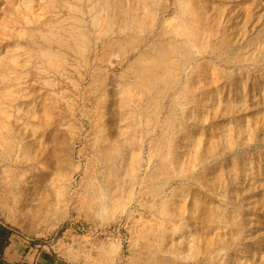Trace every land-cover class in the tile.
Here are the masks:
<instances>
[{"label":"rangeland","instance_id":"obj_1","mask_svg":"<svg viewBox=\"0 0 264 264\" xmlns=\"http://www.w3.org/2000/svg\"><path fill=\"white\" fill-rule=\"evenodd\" d=\"M0 158L9 259L200 264L143 252L190 199L264 264V0H0Z\"/></svg>","mask_w":264,"mask_h":264},{"label":"bare ground","instance_id":"obj_2","mask_svg":"<svg viewBox=\"0 0 264 264\" xmlns=\"http://www.w3.org/2000/svg\"><path fill=\"white\" fill-rule=\"evenodd\" d=\"M166 33H168V32H166ZM154 36H157L160 39L165 38L161 33L156 34L154 32L152 34H149L146 37V39H151ZM4 160H5V158H0V162L4 161ZM23 171H26V169ZM156 175H158V174H156ZM134 178L135 177L133 175V182H134ZM177 181H179V180H177ZM184 182H187V183L189 182L190 184L192 183L190 181H184ZM184 184H186V183H184ZM187 185H189V184H187ZM212 185L207 184L206 186L211 187ZM162 191L163 190H161V192ZM182 191L184 192V190H181V189L177 190L176 189L174 192V195L176 197H178L179 193ZM191 195L193 196L194 194L191 193ZM213 199H214L213 196H210L207 200L212 201ZM162 203L164 204L166 202H162ZM190 204H191V202L189 199V202L187 203L185 201V203L181 205L180 209H173L171 211L170 209H168L166 207L160 208L159 212L157 213L159 216V226L157 227V229H155V231H157V234H158V235H156L157 238L155 237L158 241L157 242L158 246H156L153 249V248H151V245H145L146 250L143 252H147L148 255H165L167 251H172V253L174 252L175 255L178 256L179 260L181 259L180 255H205V256L201 257V259L199 260L200 264H211L214 260V256L219 255L220 253L225 254V255H232L233 254V249L235 248L236 243L238 241V240H236L237 238L233 237V236H229V237L225 238V237H222L220 235L219 231H216V229L220 228L219 223L222 221V218L221 219L214 218V216L217 213L216 214L214 213V215L212 214V216H211V214H209L210 217L209 216H207V218L200 217V221L197 222V225L192 226L194 216H193V209H191ZM199 208H201V207L199 206ZM185 213H187V214L185 215ZM228 217L229 216L226 215L225 220ZM167 224H169L171 227ZM189 226L191 227L190 230H193V229L198 230V231L193 233L192 240L187 241L186 238L184 237V233H182L181 236L184 238L176 241L174 244L172 243V250H167L166 249V241L168 240V236H169L168 230L171 228V233H173V234L178 233L180 235V233L183 232ZM212 232H215L214 236L209 237L208 234L212 233ZM260 243H261V246H264V239H261ZM119 247H120L119 243L113 244V246L111 248V252L116 253L119 250ZM163 253H165V254H163ZM141 264H146V263H141ZM182 264H183V262H182Z\"/></svg>","mask_w":264,"mask_h":264},{"label":"trees","instance_id":"obj_3","mask_svg":"<svg viewBox=\"0 0 264 264\" xmlns=\"http://www.w3.org/2000/svg\"><path fill=\"white\" fill-rule=\"evenodd\" d=\"M13 231L11 227L0 222V264H33L30 262H12L8 260L5 255V249L11 244V236Z\"/></svg>","mask_w":264,"mask_h":264},{"label":"crops","instance_id":"obj_4","mask_svg":"<svg viewBox=\"0 0 264 264\" xmlns=\"http://www.w3.org/2000/svg\"><path fill=\"white\" fill-rule=\"evenodd\" d=\"M11 245L12 244H10L8 247H6V249H5V252H4V255H5V257L8 259V260H10V261H12V262H30V263H33V264H49V262H47V261H42V263H39V262H33V261H30L29 259H26V258H23V259H21V258H19V259H9L8 258V255L10 254V251H11ZM51 264H53V263H51ZM55 264H58V262H55Z\"/></svg>","mask_w":264,"mask_h":264}]
</instances>
